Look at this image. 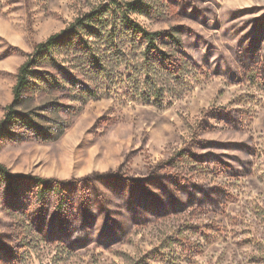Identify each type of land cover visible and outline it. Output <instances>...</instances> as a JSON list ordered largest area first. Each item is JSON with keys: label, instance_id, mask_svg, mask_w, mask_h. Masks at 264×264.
Returning a JSON list of instances; mask_svg holds the SVG:
<instances>
[{"label": "rangeland", "instance_id": "1", "mask_svg": "<svg viewBox=\"0 0 264 264\" xmlns=\"http://www.w3.org/2000/svg\"><path fill=\"white\" fill-rule=\"evenodd\" d=\"M134 1L0 0V123L13 117L0 138V164L24 178L11 186L0 173V264H264V33H257L264 0H187V12L179 0H140L142 12L126 13ZM126 17L160 34L155 47L179 65L149 53ZM74 25L85 46L70 33L36 55ZM256 39L260 47L246 51ZM28 63L35 72L15 101ZM217 108L239 111L242 124L214 121L205 134L219 145L201 149L199 122ZM188 149L221 155L234 173L252 162V171L224 173ZM121 168L135 179L157 168L218 186L223 199L174 207L147 183L161 198L160 213L148 219L143 194L124 182L64 191L58 209L57 192L45 196L35 181Z\"/></svg>", "mask_w": 264, "mask_h": 264}, {"label": "trees", "instance_id": "2", "mask_svg": "<svg viewBox=\"0 0 264 264\" xmlns=\"http://www.w3.org/2000/svg\"><path fill=\"white\" fill-rule=\"evenodd\" d=\"M187 0H179L181 2L183 11L187 12L188 6L185 5ZM126 13L131 12H142L144 9V4L142 1L137 0L131 3L126 4ZM87 19L93 20V16H87ZM76 25H79V28H83L86 26L84 21H77ZM126 26L129 27V29L134 32L137 37L141 41H143L144 44L148 46L149 53L153 54L154 57H157L159 60L167 61V65H177L179 62L177 59L174 61H168L165 54L163 52L159 51L157 47H155V41L158 38H161L160 34H150L145 29L141 28L139 25H137L134 21L130 20L128 17H126ZM75 25L73 28H71L69 31L54 35L45 44H41L38 46V52L36 55H40L41 53H44L46 51L52 50L53 48L57 47L58 45L63 44L65 42L66 38L69 37L68 35L70 33L78 35L79 42L83 44L84 40L81 34H79L75 29ZM87 27V26H86ZM90 29V26H88ZM258 39L262 37V34L264 33V20L260 21V26L258 28ZM174 39V36L171 37ZM258 39H256L254 42H246L245 49L246 51H251L254 49H258L260 47V42H258ZM178 41V42H177ZM176 42L179 46H182V44L179 42V39ZM85 46V44H83ZM85 48V47H84ZM150 49H153L154 52H151ZM261 55V54H260ZM179 65V64H178ZM31 64H25L23 65L18 74V83L14 90V97L15 101H18L24 90L26 89L28 82H29V76L33 75L35 71L30 70ZM9 109H12L10 107ZM239 111H236L235 109H226V108H217V109H209L203 113V117L201 118L198 129L197 130V139L196 143L201 149L208 150L210 148H217L219 143L217 144L216 141L212 140L211 138H206V136H209V134H205L209 132L210 128H213V122L217 121L218 123H226L231 125L234 128H238L239 124H242V121L240 119V116L237 114ZM12 114V113H10ZM12 118H6L0 123V138L2 134L4 133L6 126L10 124L12 121ZM208 131V132H207ZM205 136V140H201L200 137ZM194 147H196L194 145ZM242 149L249 151L247 149V146H242ZM186 152L188 156H190L191 159H197L198 161L201 159L203 162H214L218 161L219 164L223 165L224 173L227 174H233L235 176H246L249 175L252 171V162H244L242 172L234 173L233 169L231 168V164L229 162H225L221 155H215L213 152L205 155H197L193 153L194 151L191 149H188ZM185 152V153H186ZM250 155H255L254 150H250L248 152ZM170 165V164H169ZM172 165V164H171ZM158 168V167H157ZM157 168H153V172L151 173V177L147 180L142 179H135L131 176H129L127 173H124L123 169H117V170H110L105 173H92L89 176L83 177L78 180H72L69 182H59L53 179L50 180H43V179H35V181L38 183V185L42 188V192L44 195H50V191H56L57 194V207L58 209L63 208L62 204L64 199L62 198V194H64V191H70L71 189L77 188L78 190H81L83 194L89 193L90 191H99L98 186L102 184L107 183H114V182H124L128 186H130L135 192H141L144 196L145 201V209L146 213L142 212V214L146 215L147 218L149 217H155L157 216L160 211L159 206H161V198H157L153 196L154 191L150 190V188H147L145 184L149 183V186L152 184L153 187L160 186L159 189H161L162 192L160 194H163L162 200L164 198H167L170 200L171 204L174 207H177L178 203H181V200L188 205H197L199 203H206L210 202L211 205L218 206L223 199V190L218 186H211L206 184H201L197 182H191L186 181L185 179L181 177H175L173 175H164L158 171ZM0 173L4 174V176L8 179L9 185H14L16 181H19L20 179H24L22 177H15L11 176L8 169L0 164ZM173 187V188H172ZM70 188V189H69ZM175 188V189H174ZM177 192L174 195V192ZM179 195V198L176 196ZM100 197V196H98ZM160 200V203H159ZM104 229L107 230V233L111 232V230L114 229V223L113 221L107 216L104 218L103 222ZM64 227V226H62ZM88 229V228H87ZM85 230V234L87 237L85 239H90L91 233L90 230ZM58 231V230H56ZM53 230L52 233H50L53 237H60L65 235L66 231L60 230L56 232ZM56 232V233H55ZM67 234V233H66Z\"/></svg>", "mask_w": 264, "mask_h": 264}]
</instances>
